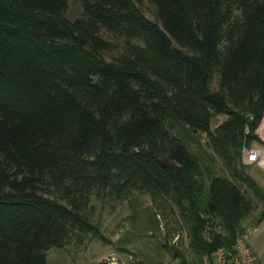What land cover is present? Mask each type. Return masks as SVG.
Wrapping results in <instances>:
<instances>
[{"label": "trees", "instance_id": "trees-1", "mask_svg": "<svg viewBox=\"0 0 264 264\" xmlns=\"http://www.w3.org/2000/svg\"><path fill=\"white\" fill-rule=\"evenodd\" d=\"M149 1L157 21L144 0H79L75 20L69 0H0V264L106 241L97 205L137 192L159 206L146 235L160 212L177 217L166 240L187 232L189 254L161 245L175 264L232 248L256 201L264 221L243 160L264 117V0ZM204 132L223 174L190 148Z\"/></svg>", "mask_w": 264, "mask_h": 264}, {"label": "rangeland", "instance_id": "rangeland-1", "mask_svg": "<svg viewBox=\"0 0 264 264\" xmlns=\"http://www.w3.org/2000/svg\"><path fill=\"white\" fill-rule=\"evenodd\" d=\"M140 6L150 19L157 21L156 7L153 3L144 0ZM81 15L82 6L79 0H69L67 16L71 20H75ZM105 37L112 39L109 35H105ZM114 54H118V50L112 55ZM110 55L108 54L107 57L111 58L112 55ZM217 87V80H214L213 88ZM225 118L223 115L216 116L212 121V128L218 126ZM262 124H264V117L256 131L259 139L253 141V144L247 148L260 150L264 160V126ZM199 139V143L190 144L191 150L202 157L205 165H210L213 174H223L225 171L223 163L213 149L207 145L210 142L208 135L205 136L204 133H201ZM209 156H213V159H210ZM261 164L258 162L249 164L251 165L249 170L255 174L259 171V166L264 168V162ZM256 202L258 207L252 213L253 215L262 209L260 201ZM147 207L159 206L153 202L150 195L138 192L127 200L111 199L106 204H98L93 212V217L95 221H100L107 240L86 236L84 242L78 245H68L63 249L52 248L49 251V264H139L137 262L139 259L149 260L147 255L155 256V251L161 253L162 261L177 262L178 260L172 258L171 253L161 247L165 242L177 245L189 254L190 240L185 230L173 232L170 239L166 240L167 223L168 226L176 225V216L165 218L160 212L158 214L159 228L154 230L152 228L146 235L147 231L144 230V225L145 217L147 218ZM158 211L157 209L156 212Z\"/></svg>", "mask_w": 264, "mask_h": 264}, {"label": "built area", "instance_id": "built-area-1", "mask_svg": "<svg viewBox=\"0 0 264 264\" xmlns=\"http://www.w3.org/2000/svg\"><path fill=\"white\" fill-rule=\"evenodd\" d=\"M206 136V132H204ZM246 164L263 163L260 150L247 148L243 150ZM262 165V164H261ZM114 264V263H113ZM163 264H175L165 261ZM201 264H261L259 256L250 243V232L246 229L240 232L232 248L219 247L211 255H204Z\"/></svg>", "mask_w": 264, "mask_h": 264}, {"label": "crops", "instance_id": "crops-1", "mask_svg": "<svg viewBox=\"0 0 264 264\" xmlns=\"http://www.w3.org/2000/svg\"><path fill=\"white\" fill-rule=\"evenodd\" d=\"M258 168L257 173L251 171L250 173L264 187V168L261 166ZM259 213L250 215L243 223L250 232V243L259 256L260 263L264 264V221L256 223Z\"/></svg>", "mask_w": 264, "mask_h": 264}, {"label": "bare ground", "instance_id": "bare-ground-1", "mask_svg": "<svg viewBox=\"0 0 264 264\" xmlns=\"http://www.w3.org/2000/svg\"><path fill=\"white\" fill-rule=\"evenodd\" d=\"M264 126V124H262Z\"/></svg>", "mask_w": 264, "mask_h": 264}]
</instances>
